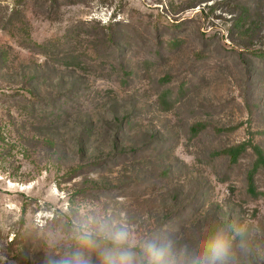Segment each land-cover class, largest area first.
I'll return each instance as SVG.
<instances>
[{
	"label": "rangeland",
	"instance_id": "obj_1",
	"mask_svg": "<svg viewBox=\"0 0 264 264\" xmlns=\"http://www.w3.org/2000/svg\"><path fill=\"white\" fill-rule=\"evenodd\" d=\"M91 217L264 264V0H0V264Z\"/></svg>",
	"mask_w": 264,
	"mask_h": 264
},
{
	"label": "clouds",
	"instance_id": "obj_2",
	"mask_svg": "<svg viewBox=\"0 0 264 264\" xmlns=\"http://www.w3.org/2000/svg\"><path fill=\"white\" fill-rule=\"evenodd\" d=\"M232 236L218 235L208 241L204 250L190 254L171 241L157 243L138 238L126 224L91 217L74 219L66 233H50L46 241L49 252L44 264H90L78 249L94 253L97 264H227L235 258L233 242L241 254L249 251L244 229L234 228Z\"/></svg>",
	"mask_w": 264,
	"mask_h": 264
},
{
	"label": "trees",
	"instance_id": "obj_3",
	"mask_svg": "<svg viewBox=\"0 0 264 264\" xmlns=\"http://www.w3.org/2000/svg\"><path fill=\"white\" fill-rule=\"evenodd\" d=\"M18 3V2H17ZM18 10L15 9V8H12V13H15L17 12ZM11 19H12V14L9 15L8 19H7V23L9 24L11 22ZM117 21H111V22H108L107 25H102L101 27L104 28L107 33H106V36H107V39L109 40H112L114 38V24L116 25ZM39 47L38 48H43V47H40L41 45H38ZM40 53H44L45 54V50H41L39 51ZM52 54V53H51ZM58 61L64 63V64H68V63H72L75 62L76 60V57H73L72 55L70 54H64V55H60L59 57H57ZM246 192L249 193L250 195L252 196H255L256 195V190H255V183H254V178H253V175L251 174H248L247 175V187H246Z\"/></svg>",
	"mask_w": 264,
	"mask_h": 264
}]
</instances>
